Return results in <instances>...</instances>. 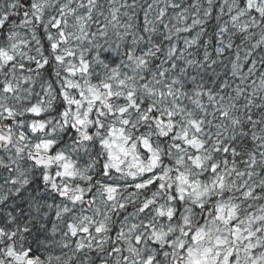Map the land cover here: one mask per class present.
Returning <instances> with one entry per match:
<instances>
[{
    "label": "snow or ice",
    "instance_id": "6c2138e0",
    "mask_svg": "<svg viewBox=\"0 0 264 264\" xmlns=\"http://www.w3.org/2000/svg\"><path fill=\"white\" fill-rule=\"evenodd\" d=\"M0 264H264V0H0Z\"/></svg>",
    "mask_w": 264,
    "mask_h": 264
}]
</instances>
